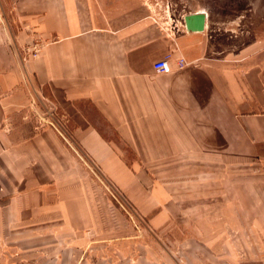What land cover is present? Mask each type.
<instances>
[{"label":"crops","instance_id":"1","mask_svg":"<svg viewBox=\"0 0 264 264\" xmlns=\"http://www.w3.org/2000/svg\"><path fill=\"white\" fill-rule=\"evenodd\" d=\"M13 1L46 40L40 56L26 59L28 33L0 23V231L32 238L29 251L57 227L107 235L125 225L93 168L160 228L179 215L185 194L219 184L206 175L216 167L194 158L218 159L231 172L264 159L261 38L233 55L232 43L222 49L209 33V18L204 32L173 36L138 0ZM170 55L188 65L155 74L154 63ZM19 119L38 128L26 136L13 126ZM115 141L136 158L126 160ZM240 178L248 190V177ZM250 184L264 199V182Z\"/></svg>","mask_w":264,"mask_h":264},{"label":"rangeland","instance_id":"2","mask_svg":"<svg viewBox=\"0 0 264 264\" xmlns=\"http://www.w3.org/2000/svg\"><path fill=\"white\" fill-rule=\"evenodd\" d=\"M138 2L145 6L148 17L160 29L173 36L185 30L186 16L198 11L206 12L209 33L216 35L222 49L226 42L232 43L230 52L233 55L244 53L248 50L247 45L257 37L264 40V0ZM20 18L13 0H0L1 24L15 33L32 27L41 35L37 26L22 22ZM21 53L29 59L25 50L22 49ZM48 105L53 108L46 101L44 107L47 110ZM38 107L40 112L46 113L43 107ZM28 113L31 115L33 112ZM29 121L19 119L13 126L28 136L38 128V123ZM68 125L65 127L70 131ZM99 126L113 137L103 122ZM115 143L121 146L126 160L132 161L134 157L127 156V147L122 142L121 145L117 141ZM79 158L84 165L94 167L86 158ZM194 159L200 166H215L211 173L202 174L215 177L219 184L212 188L202 184L195 197L185 194L177 205L179 215L175 214L165 226H152L148 218L138 214L114 183L93 168L101 179L98 178V182L103 195L117 206L125 225L118 226L113 232L108 231L107 235L99 229L74 232L63 226L57 227L52 229V233H56L52 238L40 235V246L33 251L27 247L28 239L32 238L5 235L0 231V264H264V199L261 191L259 195L250 184L264 182V159L244 161V166H236L232 172L218 159ZM241 176L248 177V190H240L243 185ZM228 181L233 185L231 192L224 189V183ZM242 192L244 195L241 197ZM2 193L0 188V201ZM16 233L18 231L10 230V234Z\"/></svg>","mask_w":264,"mask_h":264},{"label":"built area","instance_id":"3","mask_svg":"<svg viewBox=\"0 0 264 264\" xmlns=\"http://www.w3.org/2000/svg\"><path fill=\"white\" fill-rule=\"evenodd\" d=\"M25 31L28 33L29 36H28V42L23 50H25L26 54L30 56L29 58H37L43 53L46 42L43 38H41L38 32L34 30L32 27L26 28ZM173 62L175 63V66H173ZM187 65L188 64L185 58L183 57L175 58L173 55H170L164 59L155 62L153 65V71L155 74H168L175 69H182ZM54 125L60 128V131L62 132V134H64L68 143L72 146V148L75 149L74 141L70 139V136L64 130V128L59 126L58 124H54Z\"/></svg>","mask_w":264,"mask_h":264},{"label":"water","instance_id":"4","mask_svg":"<svg viewBox=\"0 0 264 264\" xmlns=\"http://www.w3.org/2000/svg\"><path fill=\"white\" fill-rule=\"evenodd\" d=\"M208 17L205 13L196 12L185 17L186 30L188 32H204Z\"/></svg>","mask_w":264,"mask_h":264},{"label":"bare ground","instance_id":"5","mask_svg":"<svg viewBox=\"0 0 264 264\" xmlns=\"http://www.w3.org/2000/svg\"><path fill=\"white\" fill-rule=\"evenodd\" d=\"M202 13H204V12H202ZM185 19V18H184ZM186 26V25H185ZM186 30V29H185ZM187 31V30H186ZM197 33V32H196Z\"/></svg>","mask_w":264,"mask_h":264}]
</instances>
